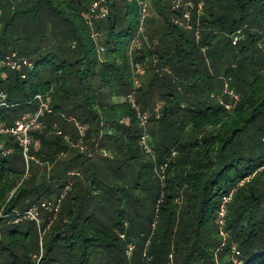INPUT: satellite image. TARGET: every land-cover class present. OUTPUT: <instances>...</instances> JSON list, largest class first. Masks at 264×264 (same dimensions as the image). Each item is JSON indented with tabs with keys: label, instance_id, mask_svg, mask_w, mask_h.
Wrapping results in <instances>:
<instances>
[{
	"label": "trees",
	"instance_id": "obj_1",
	"mask_svg": "<svg viewBox=\"0 0 264 264\" xmlns=\"http://www.w3.org/2000/svg\"><path fill=\"white\" fill-rule=\"evenodd\" d=\"M172 2L0 0V54L33 63L0 124L51 99L28 162L0 135V264H264V0H204L188 30Z\"/></svg>",
	"mask_w": 264,
	"mask_h": 264
},
{
	"label": "built area",
	"instance_id": "obj_2",
	"mask_svg": "<svg viewBox=\"0 0 264 264\" xmlns=\"http://www.w3.org/2000/svg\"><path fill=\"white\" fill-rule=\"evenodd\" d=\"M193 1L192 0H173V2H172L173 10L179 11V13L182 16L181 19H177L174 21L175 24H177L178 26H180L186 30L191 29V27H192V16L197 15V17H199L201 15V12L203 11V8H204V1L203 0H198L199 2L197 3V5H195L193 3ZM137 2H138L139 9H140L141 24H143V22L147 16V11H146L147 6L144 4V2H140V1H137ZM97 8H98V4L95 3L93 5L92 12H94ZM106 15H107V11H103L102 16L105 17ZM1 29H2V22H1V15H0V33H1ZM140 32H142V29H140ZM261 34H262V36H264V27L261 31ZM196 38L199 39V28H197V30H196ZM230 38L232 39V45L235 46L240 39V32L233 34L232 36H230ZM135 43H136V45H134V46H136V47L140 46L139 41H136ZM32 69H33V63L28 58L21 56L17 52H12V53H9V54L4 55V56H2L0 54V79L6 80L8 77L9 71L18 73L21 79H25L26 74L24 73V70L30 71ZM137 72H141V67H137ZM4 75H7L6 78L3 77ZM135 86L138 87L137 81H135ZM225 91L228 95L231 96L232 99H235V100L238 99L237 96H235L234 93L229 91L227 88ZM50 103H51V99H50L48 94H46V95L37 94L29 102V105H35L36 106V110L33 113L24 114L10 128H6L0 124V135H2V134L9 135L10 134V135L16 137L20 146L23 148V155H24V158L27 162L31 158L29 155L31 147H33L35 151L39 147V143L34 140L32 134L42 131V129L44 127V124L42 122V118H43L44 114L51 113ZM222 105L227 110H231L233 108L232 105L227 104V103L222 102ZM4 108H10V105L8 104L6 94L4 92L0 91V109H4ZM158 109H159V107H157L155 109V111L158 112ZM151 117H152V115H147V114L146 115H144V114L140 115L139 119L141 122V126H145ZM143 141L145 142V139H143ZM70 175L73 176V175H78V174L77 173H71ZM62 198H63V196L60 198V201ZM60 201H58V204H56L57 206H55L54 204H51V203H42L40 205H33L30 208V210L24 215V217L26 219H29V220L37 223L38 225H40V218H39L40 209H42L44 211H48V210L52 209L51 207L54 206V212L58 213L59 207H60ZM229 201H230L229 197L224 198V200H223V205H222V208L219 212V218H220L219 225H220V227H223V225H224V222L221 223V220H222L221 216H222V213H224L226 216V208L225 207ZM21 217H23V215ZM233 251L235 252L236 249L233 248ZM236 254L239 256L238 252ZM38 264H39V261H38ZM238 264H241V263L239 262Z\"/></svg>",
	"mask_w": 264,
	"mask_h": 264
},
{
	"label": "rangeland",
	"instance_id": "obj_3",
	"mask_svg": "<svg viewBox=\"0 0 264 264\" xmlns=\"http://www.w3.org/2000/svg\"><path fill=\"white\" fill-rule=\"evenodd\" d=\"M193 1V0H192ZM204 1V0H203ZM199 1H193V3L195 4V5H197V3H198ZM204 5H205V3H204ZM199 28V27H198ZM240 32V34H241V36H242V39H243V31L241 32V31H239ZM9 72H11L12 74H15L14 72H12V71H9ZM223 92H225V89H224V91ZM29 101H31L32 99H33V97L31 96V95H28V98H27ZM27 100V101H28ZM223 101V100H222ZM26 103V101H24V103H20L19 105H23V104H25ZM16 107V105L12 108V109H19V108H15ZM228 111H230V110H228ZM139 210V212L141 213V210L142 209H138ZM47 212V211H46ZM136 212H138L137 210H136ZM40 215H41V212H40ZM142 215V214H141ZM219 215V214H218ZM47 216H48V214H46V217H45V219L47 218ZM219 217V216H218ZM21 219V218H20ZM221 223H223L224 222V224H225V220H226V216H225V214L224 213H222V216H221ZM7 220V219H6ZM16 221H19V219H17V220H15L14 222H12L11 220H9L7 223H5V222H2V224H1V226H8L9 228H11L12 227V224L13 223H15ZM53 221H51V223H52ZM50 223V224H51ZM224 226V225H223ZM43 236H44V233H42L41 234V238L43 239ZM223 238V243H222V245H221V248H223L224 247V245L225 244H227V238H226V235L225 236H222ZM0 238H1V236H0ZM226 238V239H225ZM225 243V244H224ZM129 252H131V250L129 251ZM234 253V254H233ZM237 250L234 252L233 251V248H232V254H231V256L229 257V259L230 260H232V263H234V264H238L239 263V260H238V257L240 256H238L237 254ZM38 261H39V259H37L36 260V262H35V264H38Z\"/></svg>",
	"mask_w": 264,
	"mask_h": 264
},
{
	"label": "crops",
	"instance_id": "obj_4",
	"mask_svg": "<svg viewBox=\"0 0 264 264\" xmlns=\"http://www.w3.org/2000/svg\"><path fill=\"white\" fill-rule=\"evenodd\" d=\"M7 75H4L3 77L6 78ZM5 80V79H4Z\"/></svg>",
	"mask_w": 264,
	"mask_h": 264
}]
</instances>
